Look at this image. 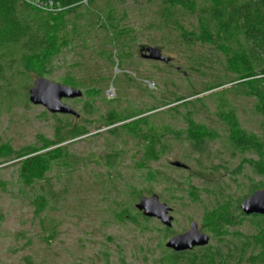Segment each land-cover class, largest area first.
I'll use <instances>...</instances> for the list:
<instances>
[{"label":"rangeland","instance_id":"obj_1","mask_svg":"<svg viewBox=\"0 0 264 264\" xmlns=\"http://www.w3.org/2000/svg\"><path fill=\"white\" fill-rule=\"evenodd\" d=\"M65 20L43 76L83 91L64 99L81 117L53 115L28 97L3 110L0 144L17 155L54 140L68 121L90 132L60 143L70 162L40 181L18 159L0 158V264H171L166 243L192 221L213 246L257 233L240 204L264 189V114L233 83L197 94L227 77L215 46L198 39L197 15L166 0H84ZM148 45L170 62L143 58ZM110 112L132 117L109 124ZM138 118L151 135L108 132ZM195 130L205 132L199 147ZM240 135L258 145L239 144ZM153 194L171 207V226L136 207Z\"/></svg>","mask_w":264,"mask_h":264},{"label":"trees","instance_id":"obj_2","mask_svg":"<svg viewBox=\"0 0 264 264\" xmlns=\"http://www.w3.org/2000/svg\"><path fill=\"white\" fill-rule=\"evenodd\" d=\"M41 1H53L55 10H43L21 0H0V116L3 110L28 102L33 77H43L49 60L60 51L61 32L66 28L65 17L84 0ZM166 3L197 15L198 39L215 46L213 51L218 53L227 73L226 79L219 75L213 79L215 81L207 80L208 84L197 94L212 93L215 89L225 91L227 87H221L233 83L231 88L238 94L255 96L257 107L264 114V0H166ZM66 84L72 86L73 83ZM130 117L132 115L118 117L110 112L107 120L113 124ZM142 121L138 118L120 127L109 128L108 132L117 134L120 128L135 137H147L153 132L144 130ZM237 129L234 125L235 134ZM60 130L54 140H47L42 146L17 155L8 144H0V158L18 159L20 172L31 181L45 179L54 165L70 162L67 146L60 143L76 140L90 132L88 128L69 121L63 131ZM204 135L205 132L195 130L193 139L198 147ZM237 142L258 145L243 135ZM255 218L259 230L254 235L245 236L239 243L173 251L171 264H264V214L255 215ZM217 228L220 230V226Z\"/></svg>","mask_w":264,"mask_h":264},{"label":"water","instance_id":"obj_3","mask_svg":"<svg viewBox=\"0 0 264 264\" xmlns=\"http://www.w3.org/2000/svg\"><path fill=\"white\" fill-rule=\"evenodd\" d=\"M142 56L146 59L170 62V58L165 56L157 46H146ZM82 96L83 91L81 89L51 81L44 76L37 78L34 85L29 89L30 102L35 105L44 106L52 114H71L78 117L79 112L64 102V99H74ZM172 165L182 168L188 167L179 160L172 161ZM136 207L143 211L145 216L155 217L168 227L172 225L174 217L170 214L171 207L162 202L157 194L141 197ZM240 207L247 215H263L264 189L254 191L242 201ZM209 242V235L199 228L196 221H192L189 229L183 233L173 235L166 243V247L180 252L199 246H206Z\"/></svg>","mask_w":264,"mask_h":264},{"label":"built area","instance_id":"obj_4","mask_svg":"<svg viewBox=\"0 0 264 264\" xmlns=\"http://www.w3.org/2000/svg\"><path fill=\"white\" fill-rule=\"evenodd\" d=\"M24 3L32 4L43 10H55L53 1L44 2L41 0H21Z\"/></svg>","mask_w":264,"mask_h":264},{"label":"flooded vegetation","instance_id":"obj_5","mask_svg":"<svg viewBox=\"0 0 264 264\" xmlns=\"http://www.w3.org/2000/svg\"><path fill=\"white\" fill-rule=\"evenodd\" d=\"M146 47V46H145ZM145 47H141L140 51H141V54H143L144 50H145ZM81 117V113L79 112V116L78 118ZM252 194V193H251ZM241 205V204H240ZM247 215V214H246ZM255 215H261V214H251L249 216H255Z\"/></svg>","mask_w":264,"mask_h":264}]
</instances>
